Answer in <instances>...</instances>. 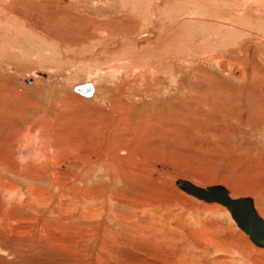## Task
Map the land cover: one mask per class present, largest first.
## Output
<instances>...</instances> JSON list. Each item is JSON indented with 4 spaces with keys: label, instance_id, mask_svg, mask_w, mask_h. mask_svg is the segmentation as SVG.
I'll list each match as a JSON object with an SVG mask.
<instances>
[{
    "label": "rangeland",
    "instance_id": "obj_1",
    "mask_svg": "<svg viewBox=\"0 0 264 264\" xmlns=\"http://www.w3.org/2000/svg\"><path fill=\"white\" fill-rule=\"evenodd\" d=\"M84 104L103 128L65 133ZM49 127L55 160L34 149ZM209 128L264 164V0H0V264H264L225 208L177 185H222L264 219V171L223 177L221 153L178 150Z\"/></svg>",
    "mask_w": 264,
    "mask_h": 264
},
{
    "label": "crops",
    "instance_id": "obj_2",
    "mask_svg": "<svg viewBox=\"0 0 264 264\" xmlns=\"http://www.w3.org/2000/svg\"><path fill=\"white\" fill-rule=\"evenodd\" d=\"M94 93H95V87H94ZM70 97V96H68ZM84 99V97H83ZM86 99V98H85ZM87 101V100H85ZM80 100H77L76 97H70V104L71 103H79ZM63 111H71L72 109H75L74 106L70 107L68 103L63 102ZM129 108L126 109V111H128ZM102 110V109H101ZM90 113V108L87 105H83L82 108H80L79 110V117H73L70 116V114L68 113H63L61 115L58 116L57 120L60 121V128H63L65 130L66 133V125L65 122L72 125L74 128L78 129V134L81 138H83L84 136L87 135L88 132L94 130V131H98L101 128H103L104 126V119H101L100 117H92V118H88ZM143 122L141 121H134L132 123H129V126L134 127H139ZM210 125V128L212 126V124L209 122L206 125H202L201 128L204 129L203 127ZM209 130L207 132H205V134L202 132V130L200 129H195L194 131H190V135L192 134H196L198 135V137H200L201 135H205L207 140L205 142L202 141H195L194 139H192V136L189 135H184L181 136L180 132L177 133L178 135V143H179V147L178 150L180 151V153L182 155H184L183 158L188 157L192 152L195 153H202V155H198L197 158L200 159V156L202 159L204 160H214L213 158L215 157V153H221L223 155V161L221 164L217 163L215 164V162H213L212 166L215 165H221L220 168L222 169V174L223 177H226L224 175L225 172L227 171H232L235 169H239L238 167H241L244 164L243 162H241V159L246 158L249 154L247 151H250V149H246V150H242L241 148H236L234 153H230V154H226L224 153V147L221 149L219 147L218 142L216 141L215 135H217L215 132H217L216 130ZM49 129V130H48ZM47 130L43 129V128H37V131L39 132V135H37V138L39 140V147H35L34 149L38 150L40 148L43 156L44 157H48L51 160H55L59 157V153L60 150L66 148L65 145H61V144H57L58 141L61 140V135H57V131H55L54 127H53V131L52 133H50L51 128L49 127ZM148 129H143V133L144 135H148V133L146 132ZM72 132V129L70 131V133ZM139 133V132H138ZM141 135V132L139 133ZM126 137L129 136V132L128 129H126ZM213 136V137H212ZM147 137V136H146ZM219 137L220 139H223L222 134L219 132ZM150 140V139H149ZM211 140L212 142L209 143L208 141ZM215 143H214V142ZM52 142V144H51ZM186 142L189 145H185L182 146V143ZM201 142V143H200ZM80 146V150H86L87 149V143L85 141L82 140V142H79ZM51 145V149L49 150V152H47L48 148H50ZM42 153L38 154V156L42 157ZM257 156V155H256ZM255 156V157H256ZM212 158V159H211ZM229 158V159H228ZM257 159H262L261 157H258ZM228 162H227V161ZM235 161H237L238 163H236ZM259 166H256L255 169H253V166H248L247 168L244 167L245 170H247V172H251L252 175L257 176L263 173L264 171V164H262L260 161H258ZM257 164V163H256ZM235 172H238L237 170ZM185 180V179H183ZM189 181V180H186ZM218 182H230L233 181L231 178H223V179H217ZM191 182V181H190ZM222 186V185H221Z\"/></svg>",
    "mask_w": 264,
    "mask_h": 264
},
{
    "label": "water",
    "instance_id": "obj_3",
    "mask_svg": "<svg viewBox=\"0 0 264 264\" xmlns=\"http://www.w3.org/2000/svg\"><path fill=\"white\" fill-rule=\"evenodd\" d=\"M75 92L90 98L94 94V86L87 83L75 87ZM178 187L187 195L206 203H217L225 208L231 215L236 226L251 237L257 247L264 249V219L259 215L253 198L230 197L229 190L220 185L200 188L186 181H177Z\"/></svg>",
    "mask_w": 264,
    "mask_h": 264
},
{
    "label": "bare ground",
    "instance_id": "obj_4",
    "mask_svg": "<svg viewBox=\"0 0 264 264\" xmlns=\"http://www.w3.org/2000/svg\"><path fill=\"white\" fill-rule=\"evenodd\" d=\"M80 86V85H79ZM74 91H75V88H74ZM77 93V92H76ZM78 94V93H77ZM80 95V94H79ZM83 96V95H82ZM83 97H85V96H83ZM42 160V159H41ZM221 186V185H220ZM222 187H224V186H222ZM226 188V187H225ZM235 193H237L236 191H235ZM242 193H243V191H242ZM236 195V194H235ZM238 195V194H237ZM231 197V196H230ZM232 198V197H231ZM228 212V211H227ZM228 214H229V216L231 217V215H230V213L228 212ZM231 219H232V217H231ZM233 220V219H232ZM234 222V221H233ZM245 234V233H244ZM246 235V234H245ZM246 236H248V235H246ZM248 238H249V240H250V242L255 246V247H257L256 245H255V242H253L252 241V239H251V237H249L248 236ZM257 248H259V249H262V248H260V247H257Z\"/></svg>",
    "mask_w": 264,
    "mask_h": 264
}]
</instances>
